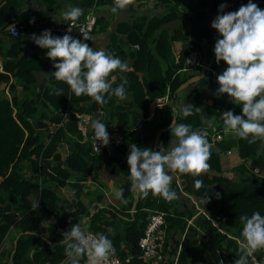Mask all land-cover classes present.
<instances>
[{"label": "trees", "instance_id": "obj_1", "mask_svg": "<svg viewBox=\"0 0 264 264\" xmlns=\"http://www.w3.org/2000/svg\"><path fill=\"white\" fill-rule=\"evenodd\" d=\"M106 1L96 0L95 8H102L101 4ZM170 1L178 5L185 0ZM246 2L247 0H227L224 11L234 10ZM256 3L264 7V0H256ZM217 11L216 6L215 12ZM31 14L35 19L30 22V15L25 19L23 33H28L29 27L45 16L36 11ZM205 16L204 10H198L186 13L182 20L176 10L172 9L148 20L143 15L132 22L120 21L116 24L112 40H115L116 32L124 33L128 42L137 43L138 47L134 45L131 67L125 71L126 91L131 95L133 108L116 110L114 121L105 122L109 134L120 132L124 136L123 143L116 146L112 153L109 149L103 153L91 151L90 139L84 138L77 128L75 113L87 111L93 114L99 108L112 105L120 97L115 93L109 96L106 92L104 103L92 99L87 105L91 96L75 94L67 82L57 80L52 72L47 81L39 82L36 71L44 68L49 60L44 55L46 50L32 54L21 47V41L11 43L0 65V87L15 90L10 98L0 97V254L5 246L3 236L7 234V239L10 240L7 257L0 264H67L66 244L62 242L63 232L72 223H82L85 226L86 222L95 232H104L111 238L114 249L123 258L120 264H137L145 259L137 241L143 232L149 209L165 212L167 228L184 222L183 211L176 208L169 210L173 199H166L149 189L147 197L136 203L139 208L138 218L127 225L121 236L115 231L113 221L106 216V212L116 215L117 212L122 213L121 210L110 204L99 205L98 201L90 205L92 210L89 206L83 210L84 203L80 200L83 181L89 176V161L102 160L104 167L115 175L120 171L130 174L129 165L120 162V153L127 154L129 144L141 142L136 127L152 123L146 120L149 107L159 105L157 98L164 95L166 90L169 91V100L162 108L166 109L168 116L152 126L156 131L162 129L157 141L150 146L153 150L158 147L168 150V142L172 136L170 123L174 117L176 122L189 123L195 130H206L210 145V168L222 171L220 152H225L232 145H236L238 155L243 159L235 166L231 177L210 174L205 170L193 176L189 172L173 169L181 179L183 189L194 195L209 210L214 220L204 213L199 214L198 225L203 232V247L214 261L234 264L240 254L238 241L216 226L233 229L234 234L241 237L244 223L241 217L250 215L255 210L264 214V140L252 139V134L246 138L235 135L233 138L211 140L210 132L213 128H224L221 111L231 108L234 114L239 113L242 101H236L226 93L215 94L218 86L216 75L223 70L226 62L215 61L212 49L219 34L209 22L204 21ZM101 17L97 15L96 21ZM5 18L6 15L3 19ZM82 18L79 16L76 19ZM145 23L146 27L143 29ZM169 23H173L172 28ZM70 33L79 38L74 31ZM19 36L21 35H16L17 38ZM202 37L206 39L204 42L201 41ZM173 47L177 48V56L172 52ZM193 47L199 49L201 59L209 62L214 71L196 67L186 74L180 72L188 51ZM110 52L124 61L129 57L126 47L116 42L111 46ZM201 71L203 76L199 82L203 86L193 89H187L190 84L181 86L189 77ZM119 72V68L113 69L108 79ZM11 76L16 80H11ZM119 79L116 77L112 80V87L120 83ZM186 103L195 106L188 115H184L181 110ZM52 121L60 122L53 130ZM88 133H93L90 127ZM62 143L67 147L65 154L62 148L59 149ZM254 158L257 165L251 163ZM71 175H74L72 180L68 179ZM198 178L202 180L199 186L194 183ZM175 184V180L171 179L172 189ZM67 185L71 188L68 196L70 202L60 209L59 204L50 203V191L54 187L62 188ZM119 189L123 190L122 198L131 194V186L125 182L120 184ZM217 192L219 196L216 195ZM33 195H36L34 200L39 201L37 208H32ZM131 203L130 201L127 205ZM121 239L127 243V248L120 245ZM188 242L185 238L183 246L187 247ZM126 256H129L127 261L124 260ZM256 258L259 263L264 264V248L258 249ZM82 259L81 255L80 262Z\"/></svg>", "mask_w": 264, "mask_h": 264}, {"label": "clouds", "instance_id": "obj_2", "mask_svg": "<svg viewBox=\"0 0 264 264\" xmlns=\"http://www.w3.org/2000/svg\"><path fill=\"white\" fill-rule=\"evenodd\" d=\"M127 2L115 0L114 8H122ZM226 6L227 0H221L216 15L210 21L211 27L219 34L212 49L215 61L226 62L223 70L216 75L218 86L215 94L226 93L236 101H242V104L239 113L234 114L231 108L221 111L224 131L242 138L252 134V139L264 140V7L258 6L256 0H247L234 10L224 11ZM81 12L78 5H71L62 15L75 21ZM79 31L83 37H89L84 28H79ZM31 35L35 44L46 49L44 55L54 65V77L67 82L75 94H87L98 103L105 102L106 92L109 96L115 93L120 98L126 97V80L112 87V80L108 79L113 69H127V61L118 55L103 47L93 48L85 39L71 35L70 31L57 35L45 28L39 34ZM194 107L186 103L181 110L188 115ZM196 110L199 111V108ZM88 126L93 131L95 144L97 139L101 144L109 142V132L103 120L92 118ZM170 130L175 139L167 151L160 147L157 150L149 146L141 147L134 142L129 144L127 163L132 185L145 195L151 189L166 199H173L177 193L170 187V169L196 176L209 168L210 145L202 130H195L186 122H176L174 117ZM194 183L199 186L202 180L198 178ZM122 191L117 190L115 195L121 196ZM216 195L219 196V192ZM38 205L36 200L32 208ZM241 219L244 221L242 238L236 237L240 254L234 264H253L254 252L264 248V214L255 210ZM62 242L66 244L67 264H80L83 254L88 256L87 264H101L114 252L112 240L107 234L89 232L82 223H72L63 232Z\"/></svg>", "mask_w": 264, "mask_h": 264}, {"label": "crops", "instance_id": "obj_3", "mask_svg": "<svg viewBox=\"0 0 264 264\" xmlns=\"http://www.w3.org/2000/svg\"><path fill=\"white\" fill-rule=\"evenodd\" d=\"M96 0H9L7 4V0H0V20L2 23L0 24V65L2 64V59L4 53L8 52V49L11 43L15 40H19L22 42L21 47L27 50L28 53L38 54L39 52L46 50L34 43L32 38V33L29 31L30 28L36 29H45L48 28L52 24H64L69 18H66L62 15V12L66 10L71 5H78L82 12L80 16L84 17L85 14L94 7V10L97 13L96 15H101L100 20L96 21L95 25L88 31L89 37L84 39L92 46L93 48L103 47L107 51L110 52V48L114 42L120 44L129 51V57L127 58V69L131 67L132 62V51L135 44L129 43L126 35L124 33L116 32L115 40H112V34L115 32L114 28H116V24L120 21H128L132 22L138 16H146V20L150 19L154 15H161L167 13L168 11L174 9L181 16L182 20L186 13L197 12L198 10H204L206 12V16L204 21L209 22L216 15L215 9L216 6L221 3V0H185L178 5H175L172 1L167 0H128L124 7H115V0H107L102 3V8H95ZM4 5V6H3ZM36 11L39 13H43L45 16L41 19L35 21V23L29 27L28 33H23V28L25 27V19L29 16L35 19V16L31 14V12ZM7 16V18L3 19ZM32 19V21L34 20ZM170 28L173 27V23H169ZM13 25H17L20 29L19 33H12L10 28ZM102 25V27H101ZM146 23L143 26L145 29ZM49 29V28H48ZM52 33L55 31L51 30ZM76 33V32H75ZM21 35L19 38L16 35ZM77 34V33H76ZM59 35V34H57ZM79 36V35H78ZM80 38V36H79ZM173 54L176 56V52ZM176 53V54H175ZM60 59V58H56ZM54 65L52 64L51 59L49 58L45 67L36 71V76L39 82L47 81L49 75L53 70ZM1 68V67H0ZM126 69V70H127ZM121 70L117 74H113L110 79L115 80L116 77H119V82L125 81V71ZM114 78V79H113ZM11 80L15 81V77L11 76ZM194 87L203 86L199 79L195 81ZM191 88V89H193ZM126 89V83H125ZM127 95L125 98H119L112 105L107 108H99L93 114H91V119L98 117L99 119L106 121H114L116 110L120 109H128L133 108V102L129 91H126ZM15 93L14 91L9 90L7 87L4 89L0 87V97H8ZM168 93L166 90L165 94L159 97V105L150 106L149 113L146 117L147 121H152V123H148L147 125H138L136 127L137 132L141 136V142L137 143L138 146H151V144L155 141V136L157 131L152 128L158 124L163 118L168 116L166 109H163L162 106L168 103ZM93 98L91 97L87 105L91 102ZM162 103V105H160ZM87 112V111H85ZM222 130L223 138H233L235 135L231 132H225L224 128ZM174 136L172 134L169 142L168 148L171 142L174 140ZM62 143L60 146L64 145ZM114 149L113 151L115 150ZM67 150V147H64ZM230 152H224L227 156L232 157L236 155L235 158L232 157L231 160H227V162L222 163V159L220 158L222 171H231L237 164H239L243 159L238 155L236 145H232L230 148ZM63 150V152L65 151ZM112 151V152H113ZM110 152V153H112ZM65 154V152H64ZM120 162L127 163V154H121ZM88 172L89 176L87 179L83 181V194L80 196V200L84 203L83 210L86 207H90V210L93 209L91 207L96 201H98L99 205H107L110 204L118 210H121L122 213H118L116 215H110L109 212H106V216H108L114 223V229L116 232L122 236L126 230L127 225L138 218L139 208L136 207V203L138 200H144L147 197L143 192L137 191L133 185L130 178V174H125L120 171L118 175L110 173L103 165L102 160H91L88 163ZM169 173L172 179L175 180L176 184L174 190L177 195L170 202L169 210L172 211L174 208L183 211L184 222L173 228H167L164 226L166 236L164 243V254L168 260V264H212L214 260L211 258L210 254L203 247L202 238L203 232L201 226L198 225V218L200 213L206 214L209 218L213 220L211 217L209 210L203 207L202 203L195 198L194 195L186 192L182 188L181 179L177 175V173L170 169ZM234 175V172H233ZM232 175V176H233ZM74 175H71L68 179H73ZM122 182H125L131 186V194L126 198H122L121 196L117 197L115 192L119 190V186ZM71 192V188L69 185L64 186L62 188L54 187L50 191V203L51 204H59L60 209L69 205V194ZM32 201H36L31 197ZM132 202L131 205H127L128 202ZM91 205V206H90ZM140 209H143L142 207ZM150 211L152 209H149ZM86 224H88L86 222ZM217 225V224H216ZM218 230L225 232L228 236L238 237L234 234L233 229L223 228L222 226H216ZM187 239L188 246H183V240ZM237 240V239H236ZM127 243L121 239L120 245L127 248ZM10 240L7 239L5 241V246L3 247L0 254V261H5L7 257V251L9 250ZM7 247V249H6ZM258 254V250L254 252L255 261L253 263H258L256 255ZM137 264H150L148 260L145 258L144 260L138 262Z\"/></svg>", "mask_w": 264, "mask_h": 264}, {"label": "built area", "instance_id": "obj_4", "mask_svg": "<svg viewBox=\"0 0 264 264\" xmlns=\"http://www.w3.org/2000/svg\"><path fill=\"white\" fill-rule=\"evenodd\" d=\"M96 12L94 7H92L82 19H68L64 24H52L48 28L50 30L55 31V33L59 35H63L66 31H74L76 32L80 38L82 33L79 31V28H84L85 31H89L96 23ZM70 28V29H69ZM12 33H19L20 29L17 25H13L10 28ZM205 37H202L201 41H205ZM138 47V44H135ZM184 66L188 68H196L201 67V70H211L214 71L209 62H204L200 57V51L198 48H191L186 57ZM158 102L159 97L157 98ZM64 113V111L62 112ZM77 117V128L81 131L84 138L88 137L91 141V151L93 153H103L105 150L109 149L110 144L112 146H118L124 141V136L120 132H113L109 134V142L105 144H101L97 139L95 144V137L93 133L89 134V126L88 122L91 119V114L85 111L76 112ZM59 123L52 121L51 122V130H53ZM206 133V130H203ZM221 129L213 128L212 132H210V137L212 141H217L223 138ZM97 146V147H96ZM226 152H230V149H227ZM165 226V212L163 210L152 209L147 217L144 229L142 234L138 238V245L141 251L144 253L145 258L148 260L150 264H168V260L164 254V243L166 232L164 229ZM86 230L92 233H96L94 230L90 228L88 224L85 223ZM4 241L7 240V234L3 236ZM83 259L80 264H87L88 256L87 254H83ZM125 261L129 260V256H126ZM123 261V258L118 254V252L114 249L109 256H107L101 264H120ZM212 264H223L220 261H214Z\"/></svg>", "mask_w": 264, "mask_h": 264}, {"label": "water", "instance_id": "obj_5", "mask_svg": "<svg viewBox=\"0 0 264 264\" xmlns=\"http://www.w3.org/2000/svg\"><path fill=\"white\" fill-rule=\"evenodd\" d=\"M41 30H42V29H36V28H30V29H29V31H30L31 33H36V34H39V33L41 32ZM31 40H33V38H31ZM202 76H203V72L201 71L199 74H195V75L189 77L186 81H184V82L182 83L181 86H186V85H188V84H190V83H192V82H194V81L200 79ZM34 122L36 123L35 120H34ZM161 130H162V129H159V130L157 131L156 136H155V141H157L158 136H159ZM113 149H114V146H112V145L110 144L109 152H112ZM251 163L257 165V160L254 158V159H252ZM205 171H207V172L210 173V174H223L224 176H228V177H231V176L233 175V172H231V171H217V170H215V169H213V168H210V167H209L208 169H205Z\"/></svg>", "mask_w": 264, "mask_h": 264}, {"label": "rangeland", "instance_id": "obj_6", "mask_svg": "<svg viewBox=\"0 0 264 264\" xmlns=\"http://www.w3.org/2000/svg\"><path fill=\"white\" fill-rule=\"evenodd\" d=\"M172 49L175 50L174 52L177 53V48H176V47H173ZM176 53H175V54H176ZM176 56H177V54H176ZM190 70H192V69H191V68H188V67H186V66H183V67L180 69V72H181L182 74H186V73L189 72ZM194 83H195V81L192 82V83H190V85L187 87V89H191V88H193V87L195 86ZM160 98H161V96H160ZM65 146H66V144L60 146V147L62 148V149H61L62 151L65 150V149H64ZM232 157L235 158L236 155H233ZM232 157L227 156V155L224 153V151L220 152V158L222 159V163L227 162V160H231ZM0 179H1V177H0ZM181 184H182V183H181ZM182 188H183V187H182ZM32 198H33V199H36V195H33ZM6 249H7V247H6Z\"/></svg>", "mask_w": 264, "mask_h": 264}]
</instances>
